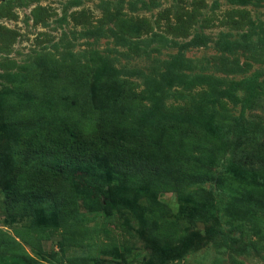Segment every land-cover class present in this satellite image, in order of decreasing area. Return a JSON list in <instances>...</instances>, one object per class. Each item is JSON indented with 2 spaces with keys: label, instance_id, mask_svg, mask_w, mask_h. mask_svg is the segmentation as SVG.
Wrapping results in <instances>:
<instances>
[{
  "label": "rangeland",
  "instance_id": "1",
  "mask_svg": "<svg viewBox=\"0 0 264 264\" xmlns=\"http://www.w3.org/2000/svg\"><path fill=\"white\" fill-rule=\"evenodd\" d=\"M46 56L125 83L132 111H108L129 124L121 139L159 146L141 138L139 119L156 117L145 126L195 155L134 180L96 157L89 166L36 158L32 147L54 131L43 116L61 106L31 122L16 83ZM250 137L264 144V0H0V254L264 264V162L245 153ZM37 171L51 178L44 188ZM181 244V256L166 253Z\"/></svg>",
  "mask_w": 264,
  "mask_h": 264
},
{
  "label": "trees",
  "instance_id": "2",
  "mask_svg": "<svg viewBox=\"0 0 264 264\" xmlns=\"http://www.w3.org/2000/svg\"><path fill=\"white\" fill-rule=\"evenodd\" d=\"M141 23L143 24L144 20H138L136 27H140ZM105 72V70L98 72L96 79L94 80L95 77L92 76V80L80 66L58 63L53 57L46 56L37 62L31 78L27 77L16 83L18 94L22 96L19 106L31 115V120H33L31 122L37 124L36 119L40 118L41 113L52 107L57 110V107L61 106V111H53L43 116L51 118V121L54 120V131L50 134L47 144L36 143V146L32 147L37 149L36 158L38 154L40 156L47 155L53 159L60 158L56 163L57 166H89L91 165L89 161L96 157L98 161L113 169L127 168L128 177L131 180L142 173L170 170V164L177 163L179 157L185 153L179 148L178 142L176 144L171 140L173 135H165L163 132V137L158 136L156 132H152V128L145 126L147 122L155 126L156 117H149L145 120L144 117L139 116V119L142 121L143 130L141 138L159 141V146L143 139V142H134L132 139L123 140L120 138L129 128V124L123 118H118L116 114L108 111L119 114L127 109L132 111L136 101L135 98H132L130 102L129 96L126 101L124 95L126 89L123 88L125 83L116 82L114 78L105 79L107 73ZM61 88L66 89L63 91ZM12 105L13 103L10 102L8 107L11 109ZM65 108L69 109L63 112ZM97 115L101 118L93 117ZM156 129L162 130L161 128ZM55 132H60L61 135H55ZM212 141L214 140H211L210 137L208 142ZM248 142L252 151H245V153L251 158H257L264 162V144L258 142L256 137H250ZM188 146L194 148L189 143ZM189 155L195 154L187 152L184 156L189 158ZM32 166H38V163H34ZM52 174L54 177L57 172ZM35 175L39 180V185L44 188L42 181H45L48 175L38 171ZM16 189L17 192L21 191L19 186ZM59 207L56 205V208ZM67 211L70 209H61L59 213H67ZM186 247V244L172 246L166 250V253L181 256ZM0 264L44 263L18 255L0 254Z\"/></svg>",
  "mask_w": 264,
  "mask_h": 264
}]
</instances>
